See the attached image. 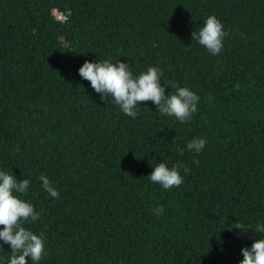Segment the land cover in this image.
<instances>
[{"label": "trees", "instance_id": "obj_1", "mask_svg": "<svg viewBox=\"0 0 264 264\" xmlns=\"http://www.w3.org/2000/svg\"><path fill=\"white\" fill-rule=\"evenodd\" d=\"M213 15L218 55L193 39ZM86 61L158 67L197 111L180 122L147 101L133 119L80 76ZM161 162L185 165L181 185L151 181ZM0 171L30 181L17 195L40 213L23 225L43 234L39 264H240L264 239L229 229L264 225V0H0Z\"/></svg>", "mask_w": 264, "mask_h": 264}, {"label": "clouds", "instance_id": "obj_2", "mask_svg": "<svg viewBox=\"0 0 264 264\" xmlns=\"http://www.w3.org/2000/svg\"><path fill=\"white\" fill-rule=\"evenodd\" d=\"M228 35L224 26L216 16H209L199 33L193 32V39L203 45L210 53L218 55L223 47V39ZM80 76L88 80L92 88L102 94V99L111 96L114 102L121 108L124 114L135 119L138 115L137 106L141 102L152 101L158 108V112L174 116L180 122L191 119L197 111L199 96L187 87H177L173 94H166L161 77L163 70L151 66L146 72L134 76L129 63L118 61L92 62L86 61L79 69ZM170 85V84H168ZM206 139L194 138L187 144L189 151L199 153L206 145ZM183 155V149H178ZM194 163H199L194 161ZM188 169L180 162L172 168L161 162L149 175L153 183L160 184L165 189L178 187L183 183V176L178 169ZM44 189L52 197L59 198V192L53 187L49 178L41 175L39 178ZM30 181L24 179L18 181L15 176L6 171H0V240L10 244L12 257L9 264H28L27 258H31L32 264L39 261L46 254L45 239L43 234L37 235L23 225L28 221H35L40 213L35 211L34 205L22 199L20 195L26 194ZM232 228L243 231L255 229L264 235V225L257 224L255 228L246 227L242 223H236ZM0 247H3L0 244ZM244 259L240 264H264V239H257L251 247L242 250Z\"/></svg>", "mask_w": 264, "mask_h": 264}, {"label": "rangeland", "instance_id": "obj_3", "mask_svg": "<svg viewBox=\"0 0 264 264\" xmlns=\"http://www.w3.org/2000/svg\"><path fill=\"white\" fill-rule=\"evenodd\" d=\"M54 13L56 14V16L60 19H64L65 16H63V14L59 13L58 11H54Z\"/></svg>", "mask_w": 264, "mask_h": 264}]
</instances>
